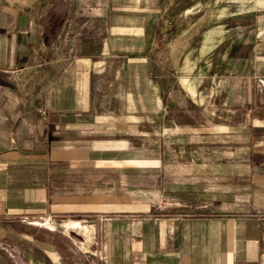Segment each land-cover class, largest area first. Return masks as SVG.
Masks as SVG:
<instances>
[{"label": "crops", "instance_id": "1", "mask_svg": "<svg viewBox=\"0 0 264 264\" xmlns=\"http://www.w3.org/2000/svg\"><path fill=\"white\" fill-rule=\"evenodd\" d=\"M113 3L0 0V264H264V216L238 191L258 145L194 120L221 108L175 93L161 29ZM231 60L264 87L257 43Z\"/></svg>", "mask_w": 264, "mask_h": 264}, {"label": "rangeland", "instance_id": "2", "mask_svg": "<svg viewBox=\"0 0 264 264\" xmlns=\"http://www.w3.org/2000/svg\"><path fill=\"white\" fill-rule=\"evenodd\" d=\"M113 2L115 12L130 13L131 19L136 17L141 21L145 17L151 23L154 21L151 40L154 30L157 33L156 27L161 29L162 57L157 58L158 63L155 62L158 75L172 78V85H168L173 87L175 93L185 94L192 88L196 92L202 90L211 95L212 106L221 108L219 117L195 116L194 120L242 124L243 156L249 155H244L249 144L258 145L252 149V165H241V188L238 191L241 192L243 204H257L258 212L264 216V87L243 78L229 77L228 73L237 66L231 60L233 54L246 57L253 43L259 46V56H264V0ZM139 19L133 21L140 22ZM171 41H174L172 48L169 46ZM153 57L152 50L150 58L153 60ZM246 66L247 63L240 65L242 70ZM237 96H240V100ZM182 97L177 102H181ZM235 103L241 107L235 108ZM179 120L184 122L186 118L179 116ZM249 128L251 143L245 142L250 136ZM230 171L233 175L234 169L227 165V173ZM235 171L237 175V169ZM235 183L232 179L227 180V191L233 192ZM227 199L231 198L227 195ZM39 264H43V261Z\"/></svg>", "mask_w": 264, "mask_h": 264}]
</instances>
